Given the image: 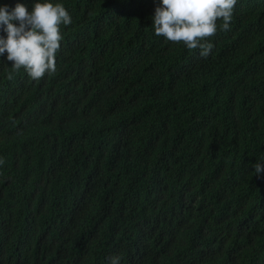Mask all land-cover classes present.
Returning a JSON list of instances; mask_svg holds the SVG:
<instances>
[{
	"label": "trees",
	"instance_id": "obj_1",
	"mask_svg": "<svg viewBox=\"0 0 264 264\" xmlns=\"http://www.w3.org/2000/svg\"><path fill=\"white\" fill-rule=\"evenodd\" d=\"M50 2L56 72L0 56V264H264V0L207 57L155 34L160 0Z\"/></svg>",
	"mask_w": 264,
	"mask_h": 264
},
{
	"label": "clouds",
	"instance_id": "obj_2",
	"mask_svg": "<svg viewBox=\"0 0 264 264\" xmlns=\"http://www.w3.org/2000/svg\"><path fill=\"white\" fill-rule=\"evenodd\" d=\"M236 3L237 0H160L152 27L157 36L183 42L187 49H199L200 55L207 57L214 47L209 38L218 31L217 21H222L220 30H229ZM71 23L64 5L50 0H35L30 11L22 3L14 8L0 6V29L6 33V37H0V56L7 53L13 72L23 68L36 81L54 74L63 39L61 25ZM253 168L256 176L264 172L262 163H255ZM120 259L114 256L110 264H120Z\"/></svg>",
	"mask_w": 264,
	"mask_h": 264
}]
</instances>
